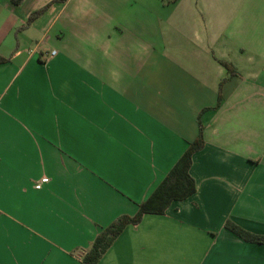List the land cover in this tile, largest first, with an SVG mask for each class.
Here are the masks:
<instances>
[{"label": "crops", "instance_id": "obj_1", "mask_svg": "<svg viewBox=\"0 0 264 264\" xmlns=\"http://www.w3.org/2000/svg\"><path fill=\"white\" fill-rule=\"evenodd\" d=\"M209 1L211 18L191 0H0V264H78L199 122L195 191L126 225L96 264H264V242L225 226L264 235V50L232 64L215 107L213 48L240 4Z\"/></svg>", "mask_w": 264, "mask_h": 264}, {"label": "trees", "instance_id": "obj_2", "mask_svg": "<svg viewBox=\"0 0 264 264\" xmlns=\"http://www.w3.org/2000/svg\"><path fill=\"white\" fill-rule=\"evenodd\" d=\"M12 1L14 3H19L21 0ZM44 8L38 9L29 17L33 18L35 15L41 13ZM219 62L225 67L227 76L223 77L219 82L215 107L219 105L221 100L220 90L223 82L228 76H231L235 73L234 66L230 62L224 60H219ZM202 129L203 126L199 122V128L196 137L189 142L184 152L166 173L156 188L151 192V194L145 200L139 203L138 208L133 215H119L96 233L90 244V247L82 255L78 264H96L103 253L110 247L116 236L124 229L126 225L130 223H138L142 215L146 212L161 213L173 199H184L195 191V181L189 173V167L193 152L200 149L204 144ZM225 226L244 239L264 242V235L252 234L233 223L231 220H226Z\"/></svg>", "mask_w": 264, "mask_h": 264}, {"label": "rangeland", "instance_id": "obj_3", "mask_svg": "<svg viewBox=\"0 0 264 264\" xmlns=\"http://www.w3.org/2000/svg\"><path fill=\"white\" fill-rule=\"evenodd\" d=\"M243 1L239 0L240 8L235 17L238 23L225 27L221 35L216 38L217 42L213 48V52L221 57L220 59L231 64L237 62L241 67L246 63L245 60L239 61L240 59L246 58L254 52L261 53L264 50V5L262 3L258 5L259 0L253 5L248 1ZM191 4L199 16L206 13L211 18L207 8L203 7H208L210 1L191 0ZM191 37H194L193 34ZM248 45H250V48ZM4 239L6 241V238Z\"/></svg>", "mask_w": 264, "mask_h": 264}, {"label": "built area", "instance_id": "obj_4", "mask_svg": "<svg viewBox=\"0 0 264 264\" xmlns=\"http://www.w3.org/2000/svg\"><path fill=\"white\" fill-rule=\"evenodd\" d=\"M55 53V50L52 49L50 51H43L41 54L44 56V57H47V56H51ZM48 180V177L47 176H42L40 177L34 184V187L35 188H40L41 187V184L43 182H46Z\"/></svg>", "mask_w": 264, "mask_h": 264}]
</instances>
